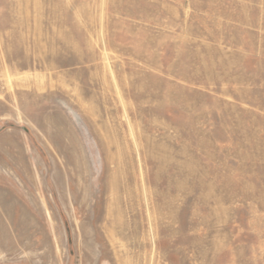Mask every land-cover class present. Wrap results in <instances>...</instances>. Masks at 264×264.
Returning a JSON list of instances; mask_svg holds the SVG:
<instances>
[{
  "label": "rangeland",
  "instance_id": "rangeland-1",
  "mask_svg": "<svg viewBox=\"0 0 264 264\" xmlns=\"http://www.w3.org/2000/svg\"><path fill=\"white\" fill-rule=\"evenodd\" d=\"M0 264H264V0H0Z\"/></svg>",
  "mask_w": 264,
  "mask_h": 264
}]
</instances>
